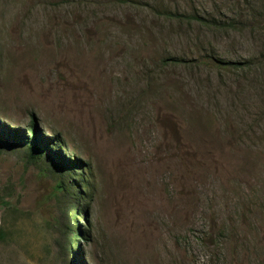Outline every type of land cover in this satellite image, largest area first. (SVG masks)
Masks as SVG:
<instances>
[{
	"label": "rangeland",
	"instance_id": "obj_1",
	"mask_svg": "<svg viewBox=\"0 0 264 264\" xmlns=\"http://www.w3.org/2000/svg\"><path fill=\"white\" fill-rule=\"evenodd\" d=\"M34 114L93 198L73 264H264V0H0V191L22 211L54 185ZM41 235L0 264H38Z\"/></svg>",
	"mask_w": 264,
	"mask_h": 264
},
{
	"label": "trees",
	"instance_id": "obj_2",
	"mask_svg": "<svg viewBox=\"0 0 264 264\" xmlns=\"http://www.w3.org/2000/svg\"><path fill=\"white\" fill-rule=\"evenodd\" d=\"M177 10H170L168 13L169 21H186L184 14ZM188 23H206L205 19L199 15H188ZM181 59H165L163 64L165 67L174 66L180 64ZM28 134V156L31 163L43 159L44 167L42 168L43 174L49 176L54 185L48 193H43L36 201V205L32 210L22 211L19 210L17 205H13L11 200L14 196L0 191V210L3 209L7 212L1 218L2 223L0 225V246H8V244L26 241L31 242V238H36L42 235L45 238V245L42 246L43 257L38 264L47 263V261L53 255V249L58 250L59 256H63L69 259V262L73 264L75 258L72 254L71 241L74 238V225L73 214L77 211V205L82 201L80 198H84L83 215L81 221L84 222V226L76 230V236L78 237L77 245L80 246L81 242L87 239V230L89 228V212L93 198L90 197L85 191L81 179V175L74 170L73 166L79 163V160L74 158L72 161L62 157L59 158L56 149L54 148L63 145V142L59 137L54 136L52 138H45L40 132V125L37 117L32 115L30 122L27 125ZM48 142L47 147L45 141ZM44 147V148H43ZM45 150L49 152V155H45ZM85 169H89L88 166ZM9 189V188H8ZM84 192V193H83ZM27 225V227H26ZM20 227L19 231L18 228ZM32 226V228H31ZM52 237V242L46 241V236ZM58 235L59 237H56ZM41 237L37 240L41 242ZM31 244V243H30ZM40 250V248H39ZM80 256V255H79ZM32 259L35 256L31 257ZM83 258H81L82 260Z\"/></svg>",
	"mask_w": 264,
	"mask_h": 264
}]
</instances>
